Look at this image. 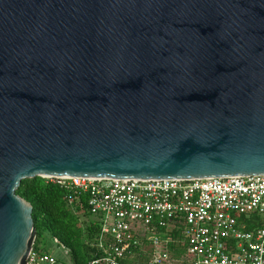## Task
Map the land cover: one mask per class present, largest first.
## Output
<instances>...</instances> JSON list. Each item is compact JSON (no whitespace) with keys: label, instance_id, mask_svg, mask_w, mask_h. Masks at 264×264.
I'll use <instances>...</instances> for the list:
<instances>
[{"label":"water","instance_id":"obj_1","mask_svg":"<svg viewBox=\"0 0 264 264\" xmlns=\"http://www.w3.org/2000/svg\"><path fill=\"white\" fill-rule=\"evenodd\" d=\"M264 175V0H0V264L23 180Z\"/></svg>","mask_w":264,"mask_h":264},{"label":"built area","instance_id":"obj_2","mask_svg":"<svg viewBox=\"0 0 264 264\" xmlns=\"http://www.w3.org/2000/svg\"><path fill=\"white\" fill-rule=\"evenodd\" d=\"M68 190L74 209L79 193L87 195L90 215L99 221L94 246L99 257L89 264H264V228L246 231L243 218L264 217V175L207 179L45 178ZM165 230V231H162ZM172 231L176 239L167 236ZM53 242L65 256L69 250ZM183 242L177 257L169 242ZM34 245V244H33ZM51 251L32 246L26 264H57Z\"/></svg>","mask_w":264,"mask_h":264},{"label":"trees","instance_id":"obj_3","mask_svg":"<svg viewBox=\"0 0 264 264\" xmlns=\"http://www.w3.org/2000/svg\"><path fill=\"white\" fill-rule=\"evenodd\" d=\"M16 193L32 207V221L36 230L34 250L48 252L43 243L45 236H48L57 238L69 250L70 263L57 258V264H89L99 257L100 251L94 246L99 234V221L90 215L85 193H79L78 204L74 209L67 201L72 193L48 179L35 177L23 180ZM243 221L242 228L246 231L264 228V217L260 215L252 214L243 218ZM165 233L171 236L172 241L177 238L172 231L166 230ZM172 241L169 242V248L174 255L183 256L186 252L185 243L176 245Z\"/></svg>","mask_w":264,"mask_h":264},{"label":"rangeland","instance_id":"obj_4","mask_svg":"<svg viewBox=\"0 0 264 264\" xmlns=\"http://www.w3.org/2000/svg\"><path fill=\"white\" fill-rule=\"evenodd\" d=\"M44 243V246L53 253L54 257L61 261H65L67 263H70V260H69V256H65L63 254V251L57 247V245L53 242V240L51 238H49L48 236H45V239L43 241ZM144 250H146V248H143L141 251H140V255L137 254L134 258H133V262L137 263V264H144L147 260H148V253L144 252ZM130 264V263H128Z\"/></svg>","mask_w":264,"mask_h":264},{"label":"crops","instance_id":"obj_5","mask_svg":"<svg viewBox=\"0 0 264 264\" xmlns=\"http://www.w3.org/2000/svg\"><path fill=\"white\" fill-rule=\"evenodd\" d=\"M149 258V257H148Z\"/></svg>","mask_w":264,"mask_h":264}]
</instances>
